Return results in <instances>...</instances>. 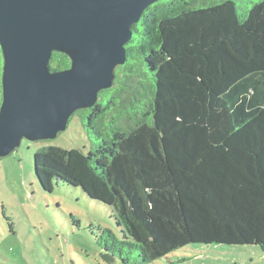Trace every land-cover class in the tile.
<instances>
[{
	"label": "trees",
	"instance_id": "16d2710c",
	"mask_svg": "<svg viewBox=\"0 0 264 264\" xmlns=\"http://www.w3.org/2000/svg\"><path fill=\"white\" fill-rule=\"evenodd\" d=\"M132 31L113 86L77 111L94 146L36 150L41 189L112 207L122 236L100 228L99 243L122 264L192 243L264 250V0H158ZM69 64L53 52L49 68Z\"/></svg>",
	"mask_w": 264,
	"mask_h": 264
},
{
	"label": "water",
	"instance_id": "95a60500",
	"mask_svg": "<svg viewBox=\"0 0 264 264\" xmlns=\"http://www.w3.org/2000/svg\"><path fill=\"white\" fill-rule=\"evenodd\" d=\"M158 0H0V158L55 139L126 62L132 25ZM53 52L70 64L51 70ZM112 261L109 254H102Z\"/></svg>",
	"mask_w": 264,
	"mask_h": 264
},
{
	"label": "rangeland",
	"instance_id": "374dc122",
	"mask_svg": "<svg viewBox=\"0 0 264 264\" xmlns=\"http://www.w3.org/2000/svg\"><path fill=\"white\" fill-rule=\"evenodd\" d=\"M257 0H238L242 12ZM45 145L81 148L94 145L84 133L80 113L48 141L23 139L0 158V264H122L103 259L99 229L122 236L112 207L89 198L79 187L53 183L43 191L34 175L33 155ZM148 264H264L256 245L188 244Z\"/></svg>",
	"mask_w": 264,
	"mask_h": 264
}]
</instances>
